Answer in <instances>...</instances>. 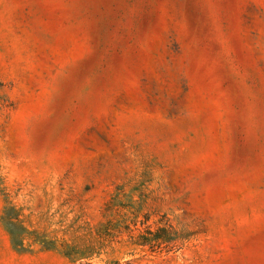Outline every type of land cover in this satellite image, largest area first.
<instances>
[{
  "label": "rangeland",
  "instance_id": "1",
  "mask_svg": "<svg viewBox=\"0 0 264 264\" xmlns=\"http://www.w3.org/2000/svg\"><path fill=\"white\" fill-rule=\"evenodd\" d=\"M0 264H264V0H0Z\"/></svg>",
  "mask_w": 264,
  "mask_h": 264
}]
</instances>
